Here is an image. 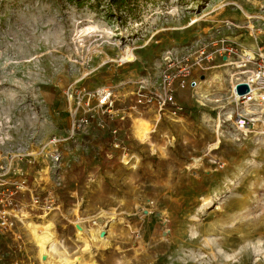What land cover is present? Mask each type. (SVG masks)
<instances>
[{
	"label": "rangeland",
	"instance_id": "rangeland-1",
	"mask_svg": "<svg viewBox=\"0 0 264 264\" xmlns=\"http://www.w3.org/2000/svg\"><path fill=\"white\" fill-rule=\"evenodd\" d=\"M114 1L0 0V166L21 170L33 189L21 198L15 230L0 229V264H47L30 225L44 218L55 222V255L66 264H264L257 256L264 248V114L248 111L262 108L234 97L238 57L197 64L200 46L213 51L221 37L264 48V0ZM192 18L200 21L186 27ZM128 49L133 62L123 60ZM187 58L205 78L199 89L174 83L183 106L176 117L160 116L156 106L131 108L138 88L158 89L163 74L177 73ZM102 85L116 90L115 109L82 121V90ZM188 89L190 99L181 95ZM240 112L257 120L255 132L237 127ZM140 123L158 126L150 144L136 135ZM54 138L56 165L48 153ZM19 153L25 157L11 160ZM52 189L54 209H32L33 195L44 206ZM208 197L214 200L201 212ZM85 225L87 252L78 240ZM103 227L107 240H96Z\"/></svg>",
	"mask_w": 264,
	"mask_h": 264
},
{
	"label": "built area",
	"instance_id": "built-area-1",
	"mask_svg": "<svg viewBox=\"0 0 264 264\" xmlns=\"http://www.w3.org/2000/svg\"><path fill=\"white\" fill-rule=\"evenodd\" d=\"M223 26L226 28H234L235 24L230 20H223ZM220 33L222 32L219 31ZM223 43L221 47L216 48L211 51L207 45L200 46L199 62L205 60H213L215 55H220L224 60L229 61L232 56L238 57L235 63L238 69H241L240 75L237 82L233 85L234 97L239 104L252 105L258 103L264 105V48L261 46L255 47L253 50H248L243 45L237 43L232 46L228 44L231 42V38L221 37L215 41V46ZM167 62L169 68L175 65V61L172 55L167 57ZM177 73H172L168 70L165 72L161 79V84L158 89L150 92H146V89L138 88L136 92L133 93L131 102L134 104L131 108L136 109L137 107H149L152 108L156 106V110L159 112L160 116L169 115L176 113L183 109V106L179 104L174 87V83L179 82V87L185 89L193 88L199 89L205 76H196L194 73V65L190 63V58L186 61L178 63ZM239 83H246L250 86V91L245 94H240L237 91V85ZM80 91V90H79ZM84 100L80 99L77 102V112L80 108L84 109L83 115L86 117L82 121L88 122L89 118L94 116L93 112L100 111L102 113L112 112L119 100L116 90L109 85H102L96 90L90 88H84ZM90 115V117L87 116ZM237 127L244 133L249 131L255 132L256 121L254 117L250 114L240 112L237 114L236 118ZM76 127V126H75ZM262 132L264 133V124L261 126ZM115 135L114 146L116 148H121L124 141H120V132L118 128L112 130ZM58 140L56 138L49 142V155L51 159L54 160L52 163L55 165L58 163V156L60 154L58 148ZM124 158L128 157L129 152L127 149L123 148ZM35 155V154H34ZM36 154L33 158H29L28 162L33 163L36 161ZM24 154H15L11 156V160H21L24 158ZM31 157V156H30ZM19 158V159H18ZM21 170L13 169L11 166L4 167L0 166V229H5L7 231H14L16 227V220L23 217L24 213L20 209L22 205L21 198L24 194H32L33 189L30 187L29 179L24 176V174H19ZM18 176V177H17ZM46 182V181H45ZM49 196L46 198V205H41L39 198H32V209H37L42 207L43 209H48L51 211L55 207V194L54 190H49ZM40 204V205H39ZM20 209V210H19Z\"/></svg>",
	"mask_w": 264,
	"mask_h": 264
},
{
	"label": "bare ground",
	"instance_id": "bare-ground-1",
	"mask_svg": "<svg viewBox=\"0 0 264 264\" xmlns=\"http://www.w3.org/2000/svg\"><path fill=\"white\" fill-rule=\"evenodd\" d=\"M200 21V19L197 18H192V20L190 21V23L188 25H186V27L189 26H194L196 25L198 22ZM186 27L184 28H179L180 29H186ZM130 49L127 50V52L125 53V57L123 58V60L125 62H133L136 60V58L129 53ZM262 109H251L248 108V111L254 115H257V113H263L264 114V105H260ZM259 110L261 112H259ZM221 121V120H220ZM222 124L223 121L220 122L219 124V134H220V130L222 128ZM158 126H147L145 124H138L137 126H135L136 128V135L137 137L141 138L142 140L146 141L147 144L149 143V138L151 137L152 133H155L156 131H158ZM221 140L218 139V141L211 147V148H215V147H219ZM151 148H153V146L151 145ZM197 161L200 160V158L196 159ZM136 165H133V168H135ZM214 198L212 197H208L206 198L203 203L200 206V210L201 212H204L206 210V208L208 207V205L213 202ZM218 209V208H217ZM93 217H97V215L93 216ZM31 228L33 229V231L35 232V236L37 238V244L38 246H40V257L42 260L45 261V263L47 264H66V260L67 257L62 254L59 253L58 256L55 255V249H56V241L57 239H55L56 237V233L53 231L54 230V226H55V222L51 219L48 218H44V220L42 222H37V223H31ZM86 230L84 227H80V229L78 230V240L83 241V245L84 247L82 248L83 252H87L91 249L90 244H88L85 240V233ZM106 233H109V229H105V227L98 229L94 232V238L96 240H104L106 241L108 238V235ZM264 257V248L260 247V249L257 250V256H258V261H260L262 257ZM232 256L229 255V258H231ZM232 259V258H231ZM75 260L72 259V261L70 262H74ZM81 264H87L86 262H82ZM92 264H98L95 261Z\"/></svg>",
	"mask_w": 264,
	"mask_h": 264
},
{
	"label": "trees",
	"instance_id": "trees-1",
	"mask_svg": "<svg viewBox=\"0 0 264 264\" xmlns=\"http://www.w3.org/2000/svg\"><path fill=\"white\" fill-rule=\"evenodd\" d=\"M76 2H77V4L78 5H80V6H83V4L84 3H86V1H91V0H75ZM135 1H137V0H115L114 2V4H115V6H127V5H129L130 3H134Z\"/></svg>",
	"mask_w": 264,
	"mask_h": 264
},
{
	"label": "crops",
	"instance_id": "crops-1",
	"mask_svg": "<svg viewBox=\"0 0 264 264\" xmlns=\"http://www.w3.org/2000/svg\"><path fill=\"white\" fill-rule=\"evenodd\" d=\"M191 90L192 89H188V91H186V92H184V93H182L181 95H183V97L184 98H189L190 99V92H191ZM178 113H180V112H178ZM178 113H176V115H178ZM176 115L174 116L173 114H170V118H171V120L173 119V117H176ZM181 119V117H177V119ZM188 126H190V124L188 125ZM215 134H218V130H216V132H215ZM212 139H215V136L213 135V138ZM206 140H208L209 141V139H206ZM208 150V152L210 151V149H206V151ZM96 223V222H95ZM85 227H86V225H85ZM87 228V227H86ZM87 230H88V228H87Z\"/></svg>",
	"mask_w": 264,
	"mask_h": 264
},
{
	"label": "water",
	"instance_id": "water-1",
	"mask_svg": "<svg viewBox=\"0 0 264 264\" xmlns=\"http://www.w3.org/2000/svg\"><path fill=\"white\" fill-rule=\"evenodd\" d=\"M237 91L240 94H245L250 91V86L246 83H239V85H237Z\"/></svg>",
	"mask_w": 264,
	"mask_h": 264
}]
</instances>
